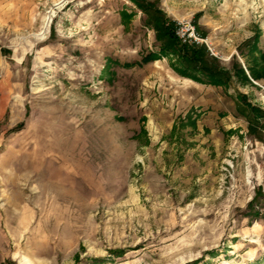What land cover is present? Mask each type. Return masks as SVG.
<instances>
[{"label":"rangeland","instance_id":"obj_1","mask_svg":"<svg viewBox=\"0 0 264 264\" xmlns=\"http://www.w3.org/2000/svg\"><path fill=\"white\" fill-rule=\"evenodd\" d=\"M140 1L0 0V264H264V0Z\"/></svg>","mask_w":264,"mask_h":264},{"label":"trees","instance_id":"obj_2","mask_svg":"<svg viewBox=\"0 0 264 264\" xmlns=\"http://www.w3.org/2000/svg\"><path fill=\"white\" fill-rule=\"evenodd\" d=\"M135 1L139 2L140 0ZM139 3L141 8L143 7L142 9H144L145 7L143 3L141 1ZM145 10L147 11V9ZM155 13V24L153 25V28L155 29L157 39L161 42L160 52H150L143 58V61L158 59L162 55H172L175 56L179 61L184 60L185 66L182 65L183 68L178 69L183 74L188 73V76L200 81H202V78L205 76L203 78L204 82L208 80L209 83L215 85H224L227 83L229 74L225 70H222V68L216 66L215 64L212 65L205 62V53H208L206 47H203L202 50H199L193 48L190 44L182 43L176 33L177 25L175 24V21L168 18L161 9H156ZM189 70H195L201 73L203 77L199 78L200 76L195 75L194 72ZM257 111H259L260 116L264 117V112L262 109H258Z\"/></svg>","mask_w":264,"mask_h":264},{"label":"built area","instance_id":"obj_3","mask_svg":"<svg viewBox=\"0 0 264 264\" xmlns=\"http://www.w3.org/2000/svg\"><path fill=\"white\" fill-rule=\"evenodd\" d=\"M176 33L181 40L182 43L184 44H202V43H207V41L200 36V34L196 31L195 27L192 26L191 24L185 25V26H176ZM211 52L214 54L212 48L210 47ZM3 77V70L0 66V80ZM262 212L264 213V208L261 209Z\"/></svg>","mask_w":264,"mask_h":264},{"label":"crops","instance_id":"obj_4","mask_svg":"<svg viewBox=\"0 0 264 264\" xmlns=\"http://www.w3.org/2000/svg\"><path fill=\"white\" fill-rule=\"evenodd\" d=\"M2 65H3V60H2L1 53H0V66L2 67ZM0 81H1V80H0ZM1 85H2V84H1V82H0V89L2 88ZM234 129H236V128H234ZM251 129H254V128H243V130H240V132H250Z\"/></svg>","mask_w":264,"mask_h":264}]
</instances>
